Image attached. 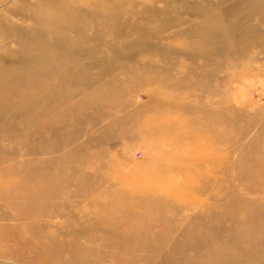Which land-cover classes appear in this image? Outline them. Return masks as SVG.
<instances>
[{
  "label": "rangeland",
  "instance_id": "rangeland-1",
  "mask_svg": "<svg viewBox=\"0 0 264 264\" xmlns=\"http://www.w3.org/2000/svg\"><path fill=\"white\" fill-rule=\"evenodd\" d=\"M0 264H264V0H0Z\"/></svg>",
  "mask_w": 264,
  "mask_h": 264
},
{
  "label": "bare ground",
  "instance_id": "bare-ground-1",
  "mask_svg": "<svg viewBox=\"0 0 264 264\" xmlns=\"http://www.w3.org/2000/svg\"><path fill=\"white\" fill-rule=\"evenodd\" d=\"M3 96V95H2Z\"/></svg>",
  "mask_w": 264,
  "mask_h": 264
}]
</instances>
